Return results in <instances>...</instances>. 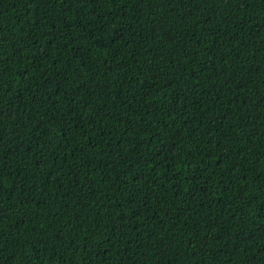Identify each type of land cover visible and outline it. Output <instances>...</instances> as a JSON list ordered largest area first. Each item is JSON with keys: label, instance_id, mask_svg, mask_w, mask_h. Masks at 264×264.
<instances>
[{"label": "trees", "instance_id": "trees-1", "mask_svg": "<svg viewBox=\"0 0 264 264\" xmlns=\"http://www.w3.org/2000/svg\"><path fill=\"white\" fill-rule=\"evenodd\" d=\"M0 264H264V0H0Z\"/></svg>", "mask_w": 264, "mask_h": 264}]
</instances>
